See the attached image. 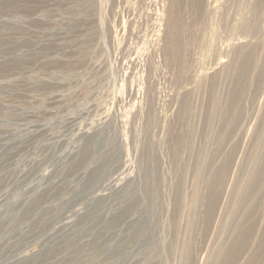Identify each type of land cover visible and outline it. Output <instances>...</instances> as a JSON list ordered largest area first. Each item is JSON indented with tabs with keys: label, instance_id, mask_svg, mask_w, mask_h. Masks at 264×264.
<instances>
[{
	"label": "rangeland",
	"instance_id": "obj_1",
	"mask_svg": "<svg viewBox=\"0 0 264 264\" xmlns=\"http://www.w3.org/2000/svg\"><path fill=\"white\" fill-rule=\"evenodd\" d=\"M0 264H264V0H0Z\"/></svg>",
	"mask_w": 264,
	"mask_h": 264
},
{
	"label": "bare ground",
	"instance_id": "obj_2",
	"mask_svg": "<svg viewBox=\"0 0 264 264\" xmlns=\"http://www.w3.org/2000/svg\"><path fill=\"white\" fill-rule=\"evenodd\" d=\"M210 210H212V209H210ZM210 213H211V212H210ZM243 239H244V238H243ZM243 239H242V240H243Z\"/></svg>",
	"mask_w": 264,
	"mask_h": 264
}]
</instances>
